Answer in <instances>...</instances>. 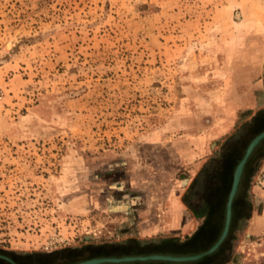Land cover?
Listing matches in <instances>:
<instances>
[{
    "label": "rangeland",
    "instance_id": "rangeland-1",
    "mask_svg": "<svg viewBox=\"0 0 264 264\" xmlns=\"http://www.w3.org/2000/svg\"><path fill=\"white\" fill-rule=\"evenodd\" d=\"M263 52L264 0H0V249L166 238L120 207L182 197ZM242 197L223 264H264V171Z\"/></svg>",
    "mask_w": 264,
    "mask_h": 264
},
{
    "label": "trees",
    "instance_id": "trees-1",
    "mask_svg": "<svg viewBox=\"0 0 264 264\" xmlns=\"http://www.w3.org/2000/svg\"><path fill=\"white\" fill-rule=\"evenodd\" d=\"M263 130L264 110H260L248 122H244L237 133L229 136L223 142L216 158L206 160L198 170L192 183L181 197L182 203L192 213L198 224L190 235L182 239L163 238L157 243L152 242L144 245L136 240H125L119 244H83L77 248H63L48 253H14L0 249V254L5 255L14 264H75L85 259L119 258L120 256L153 254L191 256L199 254L213 245L219 237L224 223L225 203L231 186L233 170L248 143ZM253 154L254 151L243 164L237 192L251 166ZM240 204L241 201L235 195L231 203V220L227 235L217 249L209 255H202L196 261L181 263L159 260L116 264H223L226 262L225 257L231 247L230 244L235 239L234 223L239 217ZM0 264L8 263L0 258Z\"/></svg>",
    "mask_w": 264,
    "mask_h": 264
},
{
    "label": "crops",
    "instance_id": "crops-1",
    "mask_svg": "<svg viewBox=\"0 0 264 264\" xmlns=\"http://www.w3.org/2000/svg\"><path fill=\"white\" fill-rule=\"evenodd\" d=\"M261 65L260 79L255 85H252V88L261 91V93L260 97H256V99H253L248 104H246V109L252 111L248 121L254 116L256 112L264 110V62ZM229 116L230 117L228 118L222 119V123H218L216 127L211 130L209 134H207L208 139L211 138V140H213L212 142L220 140V142L223 144V142L229 136L237 133V127L235 129V116L234 114H230ZM205 136L206 135H204V137ZM253 151L254 154L251 166L249 167L244 180L240 183L241 186L239 187L238 192L236 191L235 193L240 201H243L242 196L244 195V192L248 190V186L257 181L261 172L264 171V138H262L257 143V146L254 147L251 154ZM185 154L190 160L196 158L199 155L202 156L205 154H207L208 158H210V156H212V158H216L214 155H211V152L207 151L205 138L203 140H199L197 146H195L194 149H188ZM251 154L249 156H251ZM203 161H198L194 165L195 171L201 167ZM125 203H127V201ZM127 205H122L120 208H125L126 210L134 209L135 213L132 217L134 221L132 219H128V222L130 223V221H133L134 225H131V227H133L135 229L134 231L143 238L144 236H147V238H150L151 240H157L159 237H179L180 234L187 236L194 231L198 224L192 213L182 203L181 196L176 192L169 193L167 198L163 200H154L152 197H148L146 200H135L134 203L129 201ZM141 206L142 208H140ZM137 208L138 210H136ZM151 214L156 216L158 219L155 220L152 218Z\"/></svg>",
    "mask_w": 264,
    "mask_h": 264
},
{
    "label": "water",
    "instance_id": "water-1",
    "mask_svg": "<svg viewBox=\"0 0 264 264\" xmlns=\"http://www.w3.org/2000/svg\"><path fill=\"white\" fill-rule=\"evenodd\" d=\"M264 138V131L260 132L258 135H256L249 143L248 146H246L243 155L241 156L240 160L237 162L236 167L233 170L232 173V179H231V186L229 188V192L227 195V200L225 203V215H224V223L221 230V233L215 243L211 245L207 250L200 252L196 255L191 256H168L166 254H153L148 256H120L119 258H96V259H89V260H81L78 263L75 264H102V263H119V262H145V261H159V260H166V262H172V263H181V262H191L198 260L202 255H209L213 253L217 247L223 242L225 239L228 227L230 226V220H231V203L235 196V193L237 191L239 178L242 172L243 164L246 160V158L249 157L252 150L255 146H257V143ZM0 258L5 260L8 264H14L9 258H7L5 255L0 254Z\"/></svg>",
    "mask_w": 264,
    "mask_h": 264
}]
</instances>
